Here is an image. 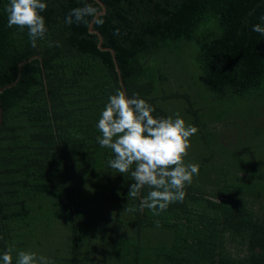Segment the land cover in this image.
Wrapping results in <instances>:
<instances>
[{"label": "trees", "instance_id": "1", "mask_svg": "<svg viewBox=\"0 0 264 264\" xmlns=\"http://www.w3.org/2000/svg\"><path fill=\"white\" fill-rule=\"evenodd\" d=\"M45 2L47 33L33 48L0 0V88L19 77L0 94V253L264 264V35L252 31L264 26V0ZM85 2L103 23L66 24ZM114 60L128 97L198 129L184 162L199 174L158 216L139 210L130 173L110 168L111 150L97 143L101 112L122 90Z\"/></svg>", "mask_w": 264, "mask_h": 264}, {"label": "clouds", "instance_id": "2", "mask_svg": "<svg viewBox=\"0 0 264 264\" xmlns=\"http://www.w3.org/2000/svg\"><path fill=\"white\" fill-rule=\"evenodd\" d=\"M46 8L45 0H9L5 8L8 26L20 30L26 28L33 48L47 33L41 15ZM88 18H93L97 24L103 23L100 8L85 2L82 7L70 10L65 23L87 25ZM261 20L264 21V16ZM252 31L264 35V26L253 25ZM114 34L119 35V29ZM154 111L138 94L133 93L128 97L118 89L109 96L101 112L97 123L101 135L96 139L101 148L110 149L113 154L108 160L109 167L121 174L130 173L134 182L130 184L128 196L140 199L139 210L147 208L154 216H158L170 204L184 200L186 184H191L193 176L199 174L198 164L184 162L191 146L190 137L198 129L186 125L179 113L175 118H164L155 117ZM145 187L149 191L147 195H141ZM156 225L159 227L158 221ZM13 253L16 254V264H51L44 256H38L30 250H17L14 246H8L0 253V264H13Z\"/></svg>", "mask_w": 264, "mask_h": 264}, {"label": "water", "instance_id": "3", "mask_svg": "<svg viewBox=\"0 0 264 264\" xmlns=\"http://www.w3.org/2000/svg\"><path fill=\"white\" fill-rule=\"evenodd\" d=\"M99 4H100L101 6H103L101 2H99ZM103 13H104V12H103ZM103 13H101V14H103ZM108 51H110L111 53H113L110 49H108ZM37 58H39V57H37ZM114 64H115L116 71H117L118 76H119V80H120V85H121V87H122V91H124L125 94H126V91H125V88H124V84H123L122 81H121L120 70H119V68H118V66H117L116 60H114ZM18 80H19V77L17 78V80H16L13 84H11V85H9V86H7V87L0 88V94H1V92H2L3 90H5V89H7V88H9V87L14 86L15 83H16ZM126 96H127V95H126ZM1 113H2V110H1V103H0V123H1Z\"/></svg>", "mask_w": 264, "mask_h": 264}]
</instances>
